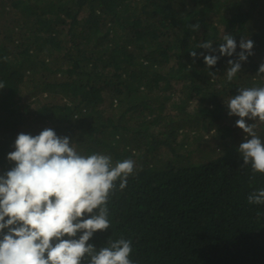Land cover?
Here are the masks:
<instances>
[{"label": "trees", "instance_id": "1", "mask_svg": "<svg viewBox=\"0 0 264 264\" xmlns=\"http://www.w3.org/2000/svg\"><path fill=\"white\" fill-rule=\"evenodd\" d=\"M224 33L236 54L209 68L199 54L219 52L196 46L218 49ZM241 38L254 54L228 82ZM262 63L264 0H0V175L15 166L18 134L52 128L81 155L136 164L89 243L131 239L135 264H264V205L247 202L264 175L250 179L246 134L225 103L264 86Z\"/></svg>", "mask_w": 264, "mask_h": 264}, {"label": "clouds", "instance_id": "2", "mask_svg": "<svg viewBox=\"0 0 264 264\" xmlns=\"http://www.w3.org/2000/svg\"><path fill=\"white\" fill-rule=\"evenodd\" d=\"M198 31L200 24L190 25ZM219 48L213 41L200 42L196 48L209 68L220 56L236 54L237 41L224 33ZM254 41L241 38L237 59H229L228 82L240 73L242 62L253 55ZM191 56L197 58L193 49ZM6 59V58H5ZM264 74V63L257 75ZM210 75L215 78V73ZM6 84L0 81V89ZM239 94L225 100L229 116H238L236 126L245 135L238 146L243 166L264 175V138L257 122L264 123V86L240 87ZM254 121L249 123L248 121ZM15 166L0 175V264H135L131 239L109 240L97 248L89 243L98 230L110 227L108 201L114 182L124 189L128 177L137 171L133 159L117 161L103 153L81 155L68 136H59L52 128L38 135L18 134L15 151L8 153ZM247 202L264 205V187L249 193ZM7 217V219H6ZM5 229L7 231L5 232Z\"/></svg>", "mask_w": 264, "mask_h": 264}, {"label": "rangeland", "instance_id": "3", "mask_svg": "<svg viewBox=\"0 0 264 264\" xmlns=\"http://www.w3.org/2000/svg\"><path fill=\"white\" fill-rule=\"evenodd\" d=\"M33 130H34V129H33ZM184 131L187 132L189 135L194 136V133H195L197 130H196L195 127H193V126H191V125H188V126L185 127ZM213 131H214V130L212 129V130H211V133H212ZM36 135H38V134H36ZM204 138H205V139H208V140L210 141V143H209V147H210V148H216V147H217V143H218V142L216 141V139H214V138L211 137V134H210V133H206V134L204 135ZM210 148H206L205 151H211Z\"/></svg>", "mask_w": 264, "mask_h": 264}]
</instances>
